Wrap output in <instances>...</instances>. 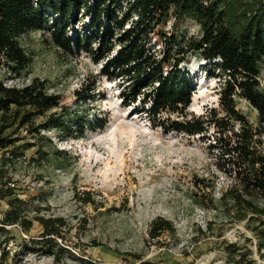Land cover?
Masks as SVG:
<instances>
[{"label": "rangeland", "instance_id": "374dc122", "mask_svg": "<svg viewBox=\"0 0 264 264\" xmlns=\"http://www.w3.org/2000/svg\"><path fill=\"white\" fill-rule=\"evenodd\" d=\"M84 24L88 21L80 17L74 29L81 31ZM165 31L202 37L201 27L190 17L172 20ZM21 44L33 58L27 77L14 78L0 64V80L16 86L35 77L45 80L51 93L64 97V105L89 113L99 123L83 136L51 131L43 133L44 141L26 135L18 142L24 147L22 155L11 158L8 170L26 215L61 217L68 226L65 238L49 246L39 244L43 230L35 221L29 233L20 226L9 228L10 235L0 232V264H55V255L60 264H236L244 259L264 264V245L254 231L262 227L261 221L254 217L237 222L219 207L232 178L224 171L228 163L211 148L213 129L207 137L154 129L135 111L139 105L125 106L123 81L102 76L103 63L84 50L57 48L50 30L30 33ZM184 69L190 71L195 90L189 112L207 115L216 110L225 117L221 73L210 72L208 62L198 56ZM261 83L264 87V65ZM236 103L257 127V112L243 99ZM41 149L49 153L43 161ZM56 150L63 151V158ZM83 193L92 203L80 201ZM8 209L0 199V226ZM158 218L172 222L175 232L152 239L151 225Z\"/></svg>", "mask_w": 264, "mask_h": 264}, {"label": "trees", "instance_id": "16d2710c", "mask_svg": "<svg viewBox=\"0 0 264 264\" xmlns=\"http://www.w3.org/2000/svg\"><path fill=\"white\" fill-rule=\"evenodd\" d=\"M80 17L88 24L78 31L74 27ZM183 17L199 24L201 38L166 33L169 22ZM44 30H50L57 48L68 53L84 50L95 62L103 63L101 75L125 83L120 95L125 106L139 105L135 111L145 115L154 129L190 137H207L213 129L216 136L211 148L228 163L224 171L232 178L219 207L237 222L258 218L262 227L254 231L264 245V0H0V64L6 72L17 79L27 77L33 58L21 39ZM192 56L203 58L210 72H220L225 78L221 95L225 117L216 110L207 115L189 112L195 90L184 66ZM237 98L257 112V127L237 109ZM63 100L38 77L23 86L0 80V199L9 206L0 226L3 235H10L9 228L17 226L29 233L35 221L43 230L39 244L49 246L65 238V219L26 215L24 202L9 186L8 170L11 158L22 155L24 147L18 142L26 135L43 141V133L51 131L83 136L87 128L99 123H93L89 113L64 105ZM39 151L40 159L46 160L49 153ZM55 154L59 159L64 155L61 150ZM78 198L85 205L92 203L88 193ZM164 231L175 232V227L158 218L150 236L158 239ZM245 260L235 262L257 264ZM55 264H60L57 255Z\"/></svg>", "mask_w": 264, "mask_h": 264}, {"label": "built area", "instance_id": "2783aa9c", "mask_svg": "<svg viewBox=\"0 0 264 264\" xmlns=\"http://www.w3.org/2000/svg\"><path fill=\"white\" fill-rule=\"evenodd\" d=\"M11 185V184H10ZM12 187H14V185H11Z\"/></svg>", "mask_w": 264, "mask_h": 264}]
</instances>
